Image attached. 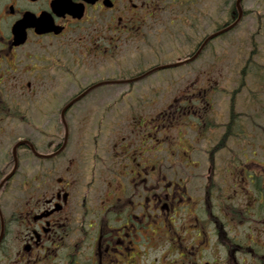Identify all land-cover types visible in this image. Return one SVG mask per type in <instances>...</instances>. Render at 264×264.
I'll use <instances>...</instances> for the list:
<instances>
[{
  "label": "flooded vegetation",
  "instance_id": "obj_1",
  "mask_svg": "<svg viewBox=\"0 0 264 264\" xmlns=\"http://www.w3.org/2000/svg\"><path fill=\"white\" fill-rule=\"evenodd\" d=\"M246 3L0 0V264H264V163L230 159L235 138H227L230 169L220 184L208 174L196 198L165 170L183 156L155 153L158 130L191 107L155 114L165 86L154 76L215 62L214 45L229 49L230 32L250 16L262 37L264 0ZM254 54L229 91L227 124ZM258 61L263 72L252 75L264 84ZM200 72L192 82L210 81ZM213 90L197 89L199 140L213 125L203 118ZM226 129L205 150L210 166L224 155Z\"/></svg>",
  "mask_w": 264,
  "mask_h": 264
},
{
  "label": "rangeland",
  "instance_id": "obj_2",
  "mask_svg": "<svg viewBox=\"0 0 264 264\" xmlns=\"http://www.w3.org/2000/svg\"><path fill=\"white\" fill-rule=\"evenodd\" d=\"M246 1L247 3L245 7H247V9L255 6L254 0ZM220 17L221 15L219 18ZM255 23V19L250 16L243 20V23L239 26V28L232 30L230 35L228 34L230 36L229 49L226 48L227 46L224 47L221 44L218 46V43H216L214 45V51L216 52L214 57L216 58L215 62L210 58H204L198 63V65L177 67V69L169 68L167 71L160 72L154 76L155 86H165V90L156 93L154 98L155 114L161 111H166L169 116L170 112H174L177 107H182L181 111L187 110L188 107H191L190 113L188 112L185 116L182 115L181 119L179 120H172L173 124L170 123L166 125L165 128L162 127L160 130H158L160 133H156L155 153L160 154L161 157L164 153L170 154L172 161H178L176 158L177 155H180L181 157H184L183 153L190 155V158H184L186 160L184 165L181 166L176 162V168L168 167L165 168V170H169V178L175 177V180L177 181H185L188 179L190 181V183L187 185L188 192L193 197L198 198L203 194V187L207 181L208 174H210V176L213 178V181L216 180V182L220 184L222 179L221 174H224V169H230L229 157H218L213 161L212 168L210 164H208V161L203 153L202 149L209 142L205 141L207 136L209 138L211 137L213 140L215 139L216 141L218 138H220L223 128H220L222 125H219L218 127L212 129L209 135L205 136L202 134L203 140H199V137L196 136L195 121L196 115H198V113L194 116L193 111L196 109L199 112V110L196 108V106L199 105V102L197 101V89L198 87H204L206 90L211 88L213 89V87L216 88L215 92L213 90L214 95H212L210 98L213 105L212 110H207L205 114L209 116L213 115L217 124L226 122L228 115V97L225 96L224 91L239 88V85L242 81H240V74L237 72H240L249 56V53L252 50L256 51V54H254L253 57L256 59L257 63L255 66H253L252 73L259 74V72H263L261 70L263 67L260 65L258 66V59L263 61H260V64L264 66V60L262 59L264 56V31L262 30L261 33L263 38L255 34ZM228 35L225 37H228ZM252 37L256 44L255 48L252 46ZM217 46L219 47L218 49ZM173 47L175 53L180 51L182 52L181 49H178L174 45ZM174 50L170 49L169 53L167 51L168 58L171 60L176 55L174 54ZM211 60L213 65H215L214 70H211L209 67L212 64ZM249 68L251 67L246 66V69ZM199 70L202 73L207 70V73H210V81L205 80L204 75H202L200 81L192 82L191 79L194 78V74L198 73ZM252 73L251 75L249 74V77L246 76L243 88H241L239 93H237V111L242 113L239 116L240 129H243V132L246 131L249 134V139H252L251 145L245 146V143L239 144L238 142H234V144L231 146L232 152L238 153L237 159H241L240 156L245 154L250 161L256 160L257 163L263 164L264 140L260 143L262 135L260 137V130H258L257 127L261 126V119L263 118L261 109L259 108L264 106V84H257L258 80L256 81V79H254ZM60 76L61 74H59V77ZM177 77L181 78L179 79ZM159 78H163L165 82H162ZM113 90L118 89L114 88L109 90V92H112ZM258 90H260V93L257 95ZM255 95H257L256 100ZM90 102L91 101H83L77 106H88ZM38 104L41 106L44 105L42 103ZM80 110V107H78L74 108L72 112H74V115L78 121L84 123L86 120L84 118V114H81ZM179 122L180 124H178ZM236 133L238 136H240V133L237 130ZM242 136L244 137V134H242ZM163 138H165V140H163ZM230 159L233 158L230 156ZM245 159L246 157L242 156V161ZM209 166L211 167L210 173L207 172L209 170ZM215 169L221 174L216 173ZM251 169L257 170L258 168L252 166ZM155 255L157 258L159 256V252H156Z\"/></svg>",
  "mask_w": 264,
  "mask_h": 264
},
{
  "label": "trees",
  "instance_id": "obj_3",
  "mask_svg": "<svg viewBox=\"0 0 264 264\" xmlns=\"http://www.w3.org/2000/svg\"><path fill=\"white\" fill-rule=\"evenodd\" d=\"M240 114H242V113H240ZM239 116L240 115L238 114V112L236 110V100H235V103H232V102L230 103V121H229L230 124H226L225 125V128H227V129L225 131V136H224L223 140L221 141V144H223V142L228 140L227 138H229V137H230V139H232V137L236 138L238 136L237 133H236V130L233 131L232 127L235 124L236 118L239 117ZM238 125H239V122H238ZM230 139L228 141H226V143H225V145H226V149L225 150L226 151H228L227 145L230 143ZM250 141H252V139ZM250 141H245V143L246 144H250ZM217 142H219V141L218 140L217 141H213V144H215ZM217 148L220 149V147H217Z\"/></svg>",
  "mask_w": 264,
  "mask_h": 264
},
{
  "label": "water",
  "instance_id": "obj_4",
  "mask_svg": "<svg viewBox=\"0 0 264 264\" xmlns=\"http://www.w3.org/2000/svg\"><path fill=\"white\" fill-rule=\"evenodd\" d=\"M237 2H239V1H237Z\"/></svg>",
  "mask_w": 264,
  "mask_h": 264
}]
</instances>
